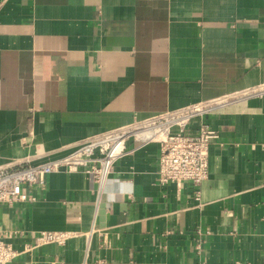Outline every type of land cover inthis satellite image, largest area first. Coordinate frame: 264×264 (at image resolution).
<instances>
[{
  "label": "crops",
  "instance_id": "obj_1",
  "mask_svg": "<svg viewBox=\"0 0 264 264\" xmlns=\"http://www.w3.org/2000/svg\"><path fill=\"white\" fill-rule=\"evenodd\" d=\"M264 83V0H0V169ZM209 176L162 186L161 148L138 146L103 189L48 176L5 205L14 264H264V95L203 119ZM20 164V165H19ZM64 243L34 245L41 232Z\"/></svg>",
  "mask_w": 264,
  "mask_h": 264
},
{
  "label": "built area",
  "instance_id": "obj_2",
  "mask_svg": "<svg viewBox=\"0 0 264 264\" xmlns=\"http://www.w3.org/2000/svg\"><path fill=\"white\" fill-rule=\"evenodd\" d=\"M264 95V83L235 94L196 102L164 113L155 114L132 124L106 130L82 139L69 154L43 163L8 166L0 169V213L5 205L35 201L28 191L43 187L49 175L59 172H84L103 189L116 164L133 154L138 146L158 143L161 148L158 180L162 186L190 182L200 187L209 176L210 144L218 135L206 123L198 133L189 132L188 125L196 118L224 109L234 102ZM139 143L129 147V143ZM20 165V164H19ZM64 232H41L34 236V245L64 243ZM4 240L0 227V264H14L21 254Z\"/></svg>",
  "mask_w": 264,
  "mask_h": 264
}]
</instances>
